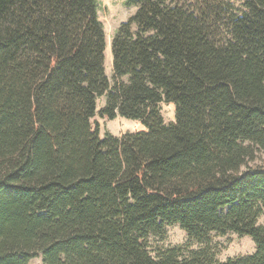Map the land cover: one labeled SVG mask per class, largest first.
Wrapping results in <instances>:
<instances>
[{
    "label": "trees",
    "instance_id": "obj_1",
    "mask_svg": "<svg viewBox=\"0 0 264 264\" xmlns=\"http://www.w3.org/2000/svg\"><path fill=\"white\" fill-rule=\"evenodd\" d=\"M99 6L0 0V264H264V0L127 1L113 87ZM97 116L145 130L101 138ZM171 224L255 252L152 256Z\"/></svg>",
    "mask_w": 264,
    "mask_h": 264
},
{
    "label": "rangeland",
    "instance_id": "obj_2",
    "mask_svg": "<svg viewBox=\"0 0 264 264\" xmlns=\"http://www.w3.org/2000/svg\"><path fill=\"white\" fill-rule=\"evenodd\" d=\"M129 0H99V16L104 23L106 33V51H105V68L111 86L115 84L112 56V40L116 32L123 22H126L133 16L138 8L135 6L128 7L126 2ZM245 0H231L236 7H242ZM137 8V10H136ZM133 30H136L134 25ZM128 82L127 78L122 80ZM107 103V95L98 100V111L105 107ZM161 114L166 124L174 123L176 107L174 103L163 102L160 105ZM92 129L98 130L100 137H104L106 133H110L116 137H121L123 133H134L144 131L145 127L138 120L117 117L115 120H109L107 117L97 116L91 121ZM250 168L264 167V156L258 155V159L249 164ZM258 224L264 227V210L261 213ZM144 245L154 257L162 255L169 249L178 248L179 255H186L190 251L204 252L215 261L224 262L228 259L245 257L255 252V244L250 237L239 236L235 233H227L225 235L212 233L205 242H200L188 235L179 225L171 224L166 226L164 233L161 235H153L148 237ZM30 264H42V257L32 259Z\"/></svg>",
    "mask_w": 264,
    "mask_h": 264
},
{
    "label": "crops",
    "instance_id": "obj_3",
    "mask_svg": "<svg viewBox=\"0 0 264 264\" xmlns=\"http://www.w3.org/2000/svg\"><path fill=\"white\" fill-rule=\"evenodd\" d=\"M136 10H137V8H136ZM122 135V134H121Z\"/></svg>",
    "mask_w": 264,
    "mask_h": 264
}]
</instances>
